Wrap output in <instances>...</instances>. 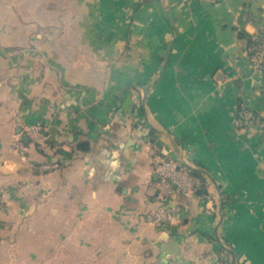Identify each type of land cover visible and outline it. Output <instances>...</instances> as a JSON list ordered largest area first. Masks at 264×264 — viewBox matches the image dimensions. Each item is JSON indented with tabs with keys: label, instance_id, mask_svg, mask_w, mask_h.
<instances>
[{
	"label": "crops",
	"instance_id": "crops-1",
	"mask_svg": "<svg viewBox=\"0 0 264 264\" xmlns=\"http://www.w3.org/2000/svg\"><path fill=\"white\" fill-rule=\"evenodd\" d=\"M261 26L264 0H0V264H264V128L234 122L264 119ZM149 142L207 173L171 224Z\"/></svg>",
	"mask_w": 264,
	"mask_h": 264
},
{
	"label": "built area",
	"instance_id": "built-area-1",
	"mask_svg": "<svg viewBox=\"0 0 264 264\" xmlns=\"http://www.w3.org/2000/svg\"><path fill=\"white\" fill-rule=\"evenodd\" d=\"M216 2L218 0H206ZM239 32V31H238ZM254 70H261L264 67V26L251 33L249 37L239 38ZM258 122L264 128V119L255 112L243 109L235 117L234 122L239 126H247L252 122ZM34 141L48 153L55 150V147L48 146L38 128L28 130ZM21 147V145H19ZM149 154L153 158L156 172L159 176L157 188L160 196L165 201L155 209L147 213L146 221L152 225L171 224L179 221L178 210L175 206V199L181 193L193 194L200 190L205 182L196 174L194 169L186 164L173 160L162 155L160 148L154 143H148ZM42 169L49 168V165L41 166ZM217 264H227L226 261H219Z\"/></svg>",
	"mask_w": 264,
	"mask_h": 264
},
{
	"label": "trees",
	"instance_id": "trees-1",
	"mask_svg": "<svg viewBox=\"0 0 264 264\" xmlns=\"http://www.w3.org/2000/svg\"><path fill=\"white\" fill-rule=\"evenodd\" d=\"M238 36H239V38H244V37H249L250 34L244 32V31H239L238 32ZM240 111H242V108L241 107H239L238 112L236 113V116L235 117H237L239 115ZM196 174H198V173H196ZM198 175L204 180V182L206 181V178L204 176H202L201 174H198ZM203 188H204V186L201 189H203ZM223 260L224 259L222 258V260H219V261H223Z\"/></svg>",
	"mask_w": 264,
	"mask_h": 264
},
{
	"label": "water",
	"instance_id": "water-1",
	"mask_svg": "<svg viewBox=\"0 0 264 264\" xmlns=\"http://www.w3.org/2000/svg\"><path fill=\"white\" fill-rule=\"evenodd\" d=\"M24 139H25V140H28V137L25 136ZM183 161H184L185 164H189L185 159H183ZM193 169H194L195 171L199 172L200 174H207L206 171H204V170H202V169H200V168H198V167H194ZM222 207H223V204H222ZM222 207H221V212H220L221 215H222ZM219 240H220V238H219ZM228 250H229V249H228ZM229 251H230V253H232L231 250H229ZM232 264H236L235 259L232 260Z\"/></svg>",
	"mask_w": 264,
	"mask_h": 264
}]
</instances>
